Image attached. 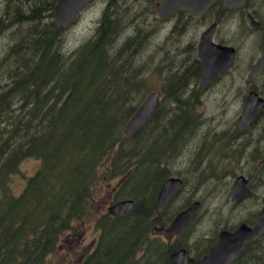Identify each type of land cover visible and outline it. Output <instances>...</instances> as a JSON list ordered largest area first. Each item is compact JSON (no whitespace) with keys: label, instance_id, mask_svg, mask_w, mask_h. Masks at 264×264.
Listing matches in <instances>:
<instances>
[{"label":"trees","instance_id":"obj_1","mask_svg":"<svg viewBox=\"0 0 264 264\" xmlns=\"http://www.w3.org/2000/svg\"><path fill=\"white\" fill-rule=\"evenodd\" d=\"M56 1L0 0V34L10 31L18 38L0 56V264H43L71 223L88 216L104 164L109 165L110 177L126 174L110 198L128 195L135 208L123 217L106 216L97 228L111 234L117 230L114 225H121L117 231L125 234L123 241L131 240L125 255L138 251L149 224L165 225L172 217L164 215L168 207L158 215L154 203L159 187L171 175L173 131L193 133L200 121L196 109L202 88L188 89L201 75L195 54L178 76L167 75L174 77L164 88L171 105L161 101L142 127L130 136L124 134L123 123L144 97L139 85L147 69L136 62L135 54L148 41V31L136 28L115 43L122 15L115 12L116 0H108L92 36L73 52L62 53L63 28L52 17ZM216 8L224 14L241 11L216 1L201 15L178 11L171 16H186L188 22ZM257 31L263 40L264 32ZM261 40L257 49L263 47ZM177 85L181 88L175 94ZM167 106L169 110H164ZM29 157L39 165L13 196L7 181ZM152 243L150 255L156 252L157 263L166 264L172 245L156 242L154 250ZM108 259L110 246L83 263L106 264Z\"/></svg>","mask_w":264,"mask_h":264},{"label":"rangeland","instance_id":"obj_2","mask_svg":"<svg viewBox=\"0 0 264 264\" xmlns=\"http://www.w3.org/2000/svg\"><path fill=\"white\" fill-rule=\"evenodd\" d=\"M159 2L160 0H116L115 5V12L122 15L123 22V27L115 43L120 44L138 28L141 31H148L146 36V39L149 37L148 41H145L144 47L139 48L135 54L136 62L147 69L141 80L142 83L139 85V90L144 95L143 99L149 93L159 91L161 93L160 102L162 101L163 105H171L164 93L166 85L171 86V79H174V77L168 79L169 74L176 73L175 75L178 76V72L183 66H188L194 60L195 54L197 57L200 35L213 22H217L214 41L221 43L220 40H222V44L232 45L236 49L233 67L221 73L220 77L211 83L207 90L202 91V88L199 91L200 105L196 110L200 122L193 133L187 137L191 136L183 142L184 145L182 144L183 148L180 153L174 154L169 160L170 174L183 177L187 184L182 193L170 203L164 215H174L178 210L185 208L193 199L202 201V206L191 222L188 233L180 238L182 241H187L193 248V252L197 253L201 251L199 247L205 246L207 239L222 224L237 225L244 219H248L255 209V202L251 199H246L240 203L232 202L231 190H228L229 185L227 183H231L233 173L237 174V161L248 159L245 154L242 155L241 153L246 152L244 150L248 146L247 142L253 130L241 134V138L233 139L231 134L237 127L238 116L252 87L248 72L253 61L261 54L262 46L261 49H257V47L261 40L259 37L262 34L249 26L246 13L243 10L224 14L216 8L203 17L189 20L190 22H185L186 16L180 18L177 15L158 20L153 13L156 4ZM107 3L108 0L88 2L75 18L63 28L60 44L62 53L73 52L92 36L96 21ZM256 4L257 7L264 8V0H252V5L256 6ZM177 25L178 27H176ZM9 34L10 31H4L0 34V56L10 43L13 44L18 39L14 32L11 36ZM187 46L189 49L185 50ZM193 47L195 48L194 52ZM169 63L173 65L170 69L166 68ZM158 68H162V71ZM200 79L201 75L197 81L189 79L191 82L188 89H193L195 86L199 89ZM254 83L257 90L264 94V74L259 75ZM2 84L3 82H0V85ZM180 88V85H177L172 92L176 94L175 90H180ZM169 108V106L164 107V110H169ZM261 120L264 123V116ZM256 131L255 129V134ZM234 145L241 148L239 149L240 153L235 156ZM201 158H203V168L196 165V161H200ZM38 165L39 162L35 158L23 159L18 165V171L13 173L7 181L8 193L13 196L18 195L26 178L33 174ZM215 167H219V171L215 175H211L213 173L212 168ZM223 170L230 172L231 175H227V172L223 174ZM109 171V165L104 164L99 168V180L91 195L88 216L84 217L83 221L76 220L71 223L70 228L59 236L54 251L44 258L43 264H73L80 254L86 253L84 248L88 247L90 241L98 238L101 230L97 228L96 224L104 218H109L106 217L109 216L106 214L108 212L106 206L114 202L110 196L126 178V174H115L110 177ZM218 172L222 175L226 174L224 182H221ZM128 198L131 199L126 195L118 200ZM149 217L151 220L154 218L153 214ZM116 225L113 227L118 230L121 225L118 227ZM149 225L146 240L142 242L138 251L134 250L129 256L128 254L121 256V254L127 250L131 240L125 243L123 232L112 231L109 242L110 259L106 261V264H114L115 261L117 264H146V261L147 264H158V256L155 255L154 259L150 255L151 243L162 241L168 244L169 242L162 234H152L154 224ZM65 233L66 235L72 234L71 239H75L77 243L71 245L72 247L69 249H57V245L61 242L60 238L64 239ZM181 240L178 239L176 242L180 243ZM147 248L149 253L146 254ZM86 255L84 258H87ZM119 260L120 262H118Z\"/></svg>","mask_w":264,"mask_h":264},{"label":"water","instance_id":"obj_3","mask_svg":"<svg viewBox=\"0 0 264 264\" xmlns=\"http://www.w3.org/2000/svg\"><path fill=\"white\" fill-rule=\"evenodd\" d=\"M92 0H57L52 8L54 23L59 28L68 25L79 11ZM216 1H222L230 8L243 7L247 0H162L155 6L153 13L158 20L171 16L176 11H188L193 16L205 13ZM249 26L264 28V17L256 20L251 14L246 15ZM217 22L209 25L200 35L197 45V59L202 67L200 86L207 87L220 73L230 70L236 57V49L232 45H226L214 41V33ZM261 54L253 61L248 72L249 80L254 79L264 69V36L262 40ZM160 92L149 93L134 113L126 120L122 132L127 136L134 134L157 111L160 105ZM264 108V98L254 90H250L245 98L244 105L238 116V126L244 130L251 120ZM183 180L177 176L168 177L161 185L155 199L154 210L161 214L172 196L182 187ZM249 181L243 182V177H236L232 188V199L238 200L249 190ZM201 206L199 200L193 201L187 207L176 214L167 226H155L152 234H162L167 241L173 235L183 233L198 209ZM135 208L132 199H121L109 205L107 210L112 216L125 215ZM264 209L259 214V221L254 226L240 224L232 231L222 230L218 234L215 244L208 253L203 256L199 264H229L235 254L243 249L246 243L256 239L264 231ZM193 258L189 256L186 248H179L170 253L166 264H190Z\"/></svg>","mask_w":264,"mask_h":264},{"label":"flooded vegetation","instance_id":"obj_4","mask_svg":"<svg viewBox=\"0 0 264 264\" xmlns=\"http://www.w3.org/2000/svg\"><path fill=\"white\" fill-rule=\"evenodd\" d=\"M221 3L223 4L222 1H221ZM246 3L243 7H237V8H233V9H241V10L245 11L246 15L248 13L251 14L252 16L255 15L254 18L256 20H261L264 17V8L257 7V4H256V6L252 5V0L250 1V3L248 5ZM223 6L229 10H233V9L226 7L224 4H223ZM259 9H260V11H259ZM176 12H178V11H176ZM175 13H173V14H175ZM251 28L261 30L264 32V28H256V27H251ZM201 69H202V67H201ZM222 73H224V72H222ZM201 74H202V70H201ZM220 74L218 76H216V78L211 83H213L215 80H217L220 77ZM261 74H264V69L260 72L259 75H261ZM258 76H256L254 79L250 80V82L252 83V87L250 90L256 91L258 93V95H260L261 97L264 98V94H261L260 90H257V86L254 83L255 79ZM211 83L207 87H202V86H200V84H199V86H200V88H203L202 89V91H203V90H207L208 87L211 85ZM159 99H160V96H159ZM263 116H264V108L257 115H255V117L251 120L250 124L244 130H241L239 128L238 121H237V127H236L235 131L231 134V138L233 135V139L236 137L241 138L240 137L241 134H246L249 131L253 130L251 132V137L249 138V140L247 142L248 146L244 150L246 152L241 153L242 155L245 154V157H247L248 159H245L244 161L239 159L237 161V166H238L237 174L236 173L232 174V176H233L232 181H231V183H227V185H229L228 190L229 191L231 190L230 191V194H231L230 197H231L232 202L240 203V202L245 201L246 199L247 200L251 199V200H254V202H255V204H254L255 209H254L252 215L248 219H244L243 221L239 222L237 225L230 226L229 224H222L220 226V228L215 230L214 233L212 234V236L207 239L206 245L199 247V249L201 251H198L197 253H195V252H193V248L191 247V245L189 243H187V241H182L180 238L188 233V229L191 225V222L193 221V219L195 218L199 209L201 208L202 201L199 200L201 202V206L198 209V211L196 212V214L194 215V217L192 218V220L190 221V223L188 224L186 230L181 234L173 235L171 237V239L168 241L169 242L168 244L172 245V251L171 252H173L179 248H182V247L186 248L188 250L189 256L194 259L193 262H191L190 264H199V262L203 258V256L206 255L208 253V251L210 250V248L215 244V241H216L220 231H222V230L232 231V230L236 229L240 224H246L248 226H254L259 221V214L264 209V123L261 120L263 118ZM255 129L257 130L256 134H255ZM173 133L175 135V138H174L175 141L172 142L173 146L171 148V156H170L171 158L174 154L180 153V151L182 150L183 145H184L183 142H185L186 138H189L191 136L190 135L189 137H187L190 133H192V131H190V132L185 131L184 135H178L180 133L179 130H174ZM239 149H241V148L234 145V151H233L234 156L240 153ZM223 158H225V157L223 156ZM199 160L200 161H198V160L196 161L197 162L196 165L197 166L199 165L203 168V158H201ZM212 169H213V173L211 175H215L216 172L219 171V167H215ZM226 172L227 171L223 170V174ZM218 174H219V172H218ZM226 174L231 175L230 172H227ZM219 175H220L221 182H224L225 181L224 180L225 175H222V174H219ZM169 177H171V176H169ZM177 177H180L183 180V185L172 196L167 207H169L170 203L173 202L182 193V191L184 190V188L187 184L186 180L183 177H181V176H177ZM236 177H243V182L249 181V186H248L249 190L244 196H242V198H240L238 200H233L232 199V188H233L234 181H235ZM160 187H159V189H160ZM196 200H198V199H195V200L193 199L191 202H189L187 204V206ZM114 202H112L111 204H113ZM101 203H104V202H101ZM108 206H106V210H107ZM181 210H178V212H180ZM177 213L172 215L171 220L167 224H165V225H154V227L155 226H167L168 224H170V222L173 220V218L176 216ZM106 214L109 215L110 217L118 218V217H123V216L127 215L128 213L125 215H122V216H117V217L112 216L109 211ZM72 236H73L72 234L66 235V233H65L64 239L60 238L61 242H60V244L57 245V249H69V247H72L74 243H77V241H75V239H73V240L71 239ZM95 239L96 240L93 239L92 241H90L88 247L84 248L86 253L80 254L78 259L75 260V262L73 264H85L83 262H85V260H86L85 259L86 257L84 258V256L86 254H87L86 256L88 258H90L91 261H93V260H95L97 255H99L102 251L106 250L110 246V243H109L110 242V233L106 234L104 232H100L98 235V238H95ZM178 239L181 240L180 243L176 242ZM173 240L175 243L173 242ZM154 246H155V243L153 244V247ZM92 247H93V249H92ZM99 248H101L102 251ZM91 249H92V251H91ZM154 250H155V247H154ZM124 255H125V253L121 254V256H124ZM155 255H157L156 252H154V255L152 256V257H154V259H155ZM119 257H118V259H119ZM118 262H120V260ZM114 264H117V262L115 261ZM229 264H264V231L256 239L246 243L245 246L243 247V249L235 254L234 258L229 262Z\"/></svg>","mask_w":264,"mask_h":264}]
</instances>
